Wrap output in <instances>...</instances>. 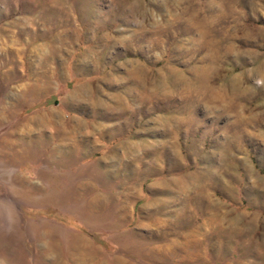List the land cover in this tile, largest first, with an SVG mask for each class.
<instances>
[{
    "label": "rangeland",
    "instance_id": "1",
    "mask_svg": "<svg viewBox=\"0 0 264 264\" xmlns=\"http://www.w3.org/2000/svg\"><path fill=\"white\" fill-rule=\"evenodd\" d=\"M0 264H264V0H0Z\"/></svg>",
    "mask_w": 264,
    "mask_h": 264
},
{
    "label": "bare ground",
    "instance_id": "2",
    "mask_svg": "<svg viewBox=\"0 0 264 264\" xmlns=\"http://www.w3.org/2000/svg\"><path fill=\"white\" fill-rule=\"evenodd\" d=\"M212 208V207H211Z\"/></svg>",
    "mask_w": 264,
    "mask_h": 264
}]
</instances>
